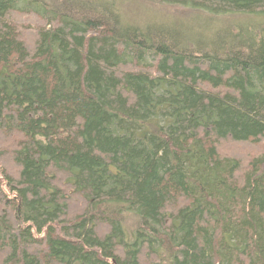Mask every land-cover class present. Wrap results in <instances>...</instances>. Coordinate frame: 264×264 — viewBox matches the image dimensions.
<instances>
[{
	"label": "trees",
	"instance_id": "obj_1",
	"mask_svg": "<svg viewBox=\"0 0 264 264\" xmlns=\"http://www.w3.org/2000/svg\"><path fill=\"white\" fill-rule=\"evenodd\" d=\"M142 1L0 0V264H264V0Z\"/></svg>",
	"mask_w": 264,
	"mask_h": 264
},
{
	"label": "rangeland",
	"instance_id": "obj_2",
	"mask_svg": "<svg viewBox=\"0 0 264 264\" xmlns=\"http://www.w3.org/2000/svg\"><path fill=\"white\" fill-rule=\"evenodd\" d=\"M122 11L127 20H132L134 22H143V20L175 22L171 20L188 18V14L177 7L169 5H154L142 0H128V2L122 7ZM178 22H180V20ZM261 147H264V139L262 140ZM239 149L240 147L238 150ZM248 149L247 146L243 149V152H246L248 156H255L257 154L255 150L252 151L251 149Z\"/></svg>",
	"mask_w": 264,
	"mask_h": 264
}]
</instances>
